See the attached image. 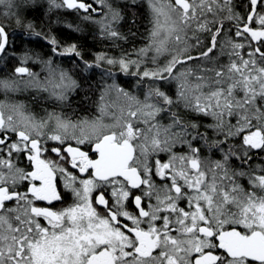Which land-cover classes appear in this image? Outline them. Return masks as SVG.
<instances>
[{"label": "snow or ice", "instance_id": "6c2138e0", "mask_svg": "<svg viewBox=\"0 0 264 264\" xmlns=\"http://www.w3.org/2000/svg\"><path fill=\"white\" fill-rule=\"evenodd\" d=\"M0 264H264V0H0Z\"/></svg>", "mask_w": 264, "mask_h": 264}, {"label": "trees", "instance_id": "16d2710c", "mask_svg": "<svg viewBox=\"0 0 264 264\" xmlns=\"http://www.w3.org/2000/svg\"><path fill=\"white\" fill-rule=\"evenodd\" d=\"M29 18H32V17H29ZM34 22L38 26L42 25V21H41L39 14L35 15ZM13 28H14V25L10 26V31H12ZM13 39L17 47H24V48L29 47V44L27 43L29 38L27 37V35L20 36L19 30H16L15 35L13 36ZM89 43H91V41H89Z\"/></svg>", "mask_w": 264, "mask_h": 264}]
</instances>
